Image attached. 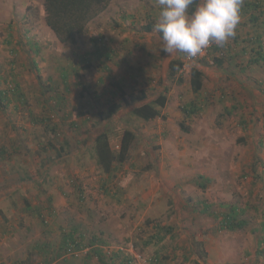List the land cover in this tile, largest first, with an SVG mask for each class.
I'll use <instances>...</instances> for the list:
<instances>
[{"label": "rangeland", "instance_id": "obj_1", "mask_svg": "<svg viewBox=\"0 0 264 264\" xmlns=\"http://www.w3.org/2000/svg\"><path fill=\"white\" fill-rule=\"evenodd\" d=\"M258 1L243 0L236 35L218 54L187 60L161 50L156 0H111L73 44L45 26L43 0H0V264H83L93 236L105 241L96 244L104 254L119 253L108 264H264ZM176 58L183 68L169 76ZM192 68L203 73L198 93ZM111 82L123 85L126 101L165 90L163 118L144 122L131 106L106 118L112 103H122ZM189 105L195 112L186 115ZM91 130L106 131L115 151L124 130L134 135L109 176L87 143ZM233 206L242 227L220 228ZM74 229L87 247L63 253Z\"/></svg>", "mask_w": 264, "mask_h": 264}, {"label": "trees", "instance_id": "obj_2", "mask_svg": "<svg viewBox=\"0 0 264 264\" xmlns=\"http://www.w3.org/2000/svg\"><path fill=\"white\" fill-rule=\"evenodd\" d=\"M111 0H43V9H44V22L45 26L51 31L56 39L62 43H74L77 40V37L87 29V26L95 20L101 13H103ZM259 0L258 2H260ZM199 0H195V3L190 6L189 14L195 10ZM259 3L255 4L252 8H256ZM251 8L250 4L245 7L244 11L247 12ZM146 31L151 30V26L147 25L144 27ZM160 37L162 34H160ZM220 48L216 45H212L213 54L217 53ZM183 56V55H182ZM264 61V54L259 53V59L254 60L253 62ZM221 60L218 61L220 63ZM184 61L182 59L176 58L172 59L167 63V70L169 76H174L179 70L183 68ZM65 75L63 74V79L65 80ZM110 85L115 89L116 95L121 97L122 103H112L108 107L106 118H112L120 110L121 107L131 106L129 113L133 114L138 119L148 122L156 118H163L160 110L166 106L167 97L165 90L158 93L153 99H149L145 91L140 90L138 95L130 94L128 96V101L124 98L125 89L123 85L119 82H111ZM203 85V73L198 68H192L190 71V87L192 92L198 93L201 91ZM83 90H86V87L83 86ZM87 91V90H86ZM12 92L19 93L20 89L18 86L12 89ZM6 98V92L0 91V101ZM183 111L186 115L194 113V105H189V107H183ZM87 114L80 113V116H85ZM71 125L77 126L76 122L71 123ZM78 127V126H77ZM98 131V130H95ZM93 130L89 131L87 134V143H90L92 146L95 163L100 168V170L109 176L112 172L113 167L116 164L123 163L128 156L129 149L131 146L132 139L134 137L133 133L124 130L122 137L120 139V146L117 151L113 150L110 146L108 135L106 131L95 132ZM86 147H89L88 145ZM63 147L58 148V156L63 152ZM61 158V157H59ZM20 181H23L21 178ZM21 183L12 186L13 188L19 187ZM81 187L78 184L77 189ZM7 189L5 192H10ZM7 193V195H8ZM240 213V210L237 207H230L229 212L221 217L219 222L220 228L227 229L230 231L240 229L243 222L238 221L237 217ZM210 216L213 218H218V214L210 213ZM264 230V223L261 226ZM76 230H71L67 235L63 237L60 251L65 253L69 251L71 247L74 250L81 251L87 246L84 244L82 234L75 236ZM90 247L93 251L92 255L90 253L85 254L83 264H89L87 261L93 256L98 261L106 260L105 264H108L113 260L114 257H117L119 253H115L113 258L104 254L102 246L96 245L97 243L105 245V241L99 239L96 236H93L90 239ZM196 243V242H195ZM197 246H202L199 243H196ZM41 247L39 248V250ZM202 258L206 256L205 252H202L200 255ZM154 262H159V257L156 256V259H153Z\"/></svg>", "mask_w": 264, "mask_h": 264}, {"label": "clouds", "instance_id": "obj_3", "mask_svg": "<svg viewBox=\"0 0 264 264\" xmlns=\"http://www.w3.org/2000/svg\"><path fill=\"white\" fill-rule=\"evenodd\" d=\"M159 16L154 24L162 34L167 55L182 53L189 59L204 54L212 45L224 47L236 35L243 0H156Z\"/></svg>", "mask_w": 264, "mask_h": 264}, {"label": "built area", "instance_id": "obj_4", "mask_svg": "<svg viewBox=\"0 0 264 264\" xmlns=\"http://www.w3.org/2000/svg\"><path fill=\"white\" fill-rule=\"evenodd\" d=\"M209 54H210V55L213 54L212 46H210L208 49H206L203 55L198 56V57H196V58H203V57L208 56ZM185 58H186L187 60H191V59L187 58L186 56H185Z\"/></svg>", "mask_w": 264, "mask_h": 264}]
</instances>
